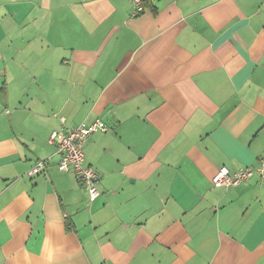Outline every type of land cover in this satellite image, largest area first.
<instances>
[{
	"label": "crops",
	"instance_id": "0c3cea01",
	"mask_svg": "<svg viewBox=\"0 0 264 264\" xmlns=\"http://www.w3.org/2000/svg\"><path fill=\"white\" fill-rule=\"evenodd\" d=\"M0 0V264H264V0ZM101 119L86 164L55 130ZM45 173L29 176L38 161Z\"/></svg>",
	"mask_w": 264,
	"mask_h": 264
},
{
	"label": "built area",
	"instance_id": "2783aa9c",
	"mask_svg": "<svg viewBox=\"0 0 264 264\" xmlns=\"http://www.w3.org/2000/svg\"><path fill=\"white\" fill-rule=\"evenodd\" d=\"M148 0H131L133 3V15L142 13ZM105 122L97 119L92 123H81L79 126L68 129L65 132L55 130L51 133L50 141L57 142L60 154L58 168L62 171L72 172L88 190L90 199L94 200L100 195L97 184V171L86 164L84 147L89 137L97 130L106 131ZM48 167L47 161H38L28 170L29 176L45 173ZM255 174L264 176V161L256 166L242 167L231 171L226 166H221L213 177L215 186H232L249 179Z\"/></svg>",
	"mask_w": 264,
	"mask_h": 264
}]
</instances>
